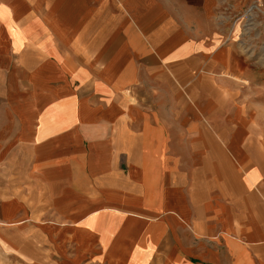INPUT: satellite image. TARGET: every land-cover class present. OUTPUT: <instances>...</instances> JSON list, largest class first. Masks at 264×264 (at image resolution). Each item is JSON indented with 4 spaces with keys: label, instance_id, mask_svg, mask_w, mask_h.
<instances>
[{
    "label": "crops",
    "instance_id": "1",
    "mask_svg": "<svg viewBox=\"0 0 264 264\" xmlns=\"http://www.w3.org/2000/svg\"><path fill=\"white\" fill-rule=\"evenodd\" d=\"M253 2L0 0V264H264Z\"/></svg>",
    "mask_w": 264,
    "mask_h": 264
},
{
    "label": "rangeland",
    "instance_id": "2",
    "mask_svg": "<svg viewBox=\"0 0 264 264\" xmlns=\"http://www.w3.org/2000/svg\"><path fill=\"white\" fill-rule=\"evenodd\" d=\"M254 2L257 8L249 32V35H253L254 41L250 42L251 44L248 46H244L247 48L246 51H253V55L251 59L244 61L247 62V64L245 63L246 70L251 74L253 73L255 77L253 80L240 79L238 82L239 89L243 93L240 107L249 112L250 117L255 121V132L264 139V0H254ZM244 13L245 11L242 10V13L236 18L243 32ZM260 28L261 30H259Z\"/></svg>",
    "mask_w": 264,
    "mask_h": 264
},
{
    "label": "built area",
    "instance_id": "3",
    "mask_svg": "<svg viewBox=\"0 0 264 264\" xmlns=\"http://www.w3.org/2000/svg\"><path fill=\"white\" fill-rule=\"evenodd\" d=\"M257 8V5L255 2L251 3L245 10H243L244 13V22H243V30L249 33L251 30V27L254 22V12L256 11L255 9Z\"/></svg>",
    "mask_w": 264,
    "mask_h": 264
}]
</instances>
